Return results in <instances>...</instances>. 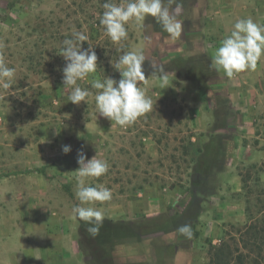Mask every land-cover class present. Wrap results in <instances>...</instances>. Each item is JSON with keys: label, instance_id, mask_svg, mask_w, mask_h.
Segmentation results:
<instances>
[{"label": "rangeland", "instance_id": "obj_1", "mask_svg": "<svg viewBox=\"0 0 264 264\" xmlns=\"http://www.w3.org/2000/svg\"><path fill=\"white\" fill-rule=\"evenodd\" d=\"M188 1L165 0L181 21L183 31V17H192ZM105 2L0 0V60L16 70L12 86H0V190L7 188L16 194L17 189H43L47 183L54 194L59 190L61 203L77 204V152L83 150L88 159L97 155L108 162L109 170L99 178H88L86 183L112 191L104 218H155L148 233L127 240L158 242L156 251L165 253L169 264H205L210 244H219L231 225H243L247 200L255 205L264 190V174L252 168L264 164V153L262 158L250 154L262 146L254 145V138L250 143L242 137L244 133L236 130L238 118L234 117L229 121L234 123L232 129L227 130L234 139L224 140V168L213 169L209 176L198 171L195 162L211 163V151L219 147L217 135L226 133L216 128L215 92L211 90L218 88V71L204 78L211 88L194 83L196 88L189 92L183 82H175L173 72L166 70V59L176 54L192 58L209 54L185 47L183 33L171 39L150 16L140 26L130 22L127 39L114 43L100 24ZM9 3H15L11 10ZM177 4L181 5L179 10ZM74 31L87 35L82 48L91 45L98 57L97 72L78 82L91 92L87 104L80 105L68 100L71 89L63 88L62 83L66 64L60 55L62 42L72 38ZM130 50L145 56L146 79L138 86L151 97L153 108L122 127L99 115L95 107L97 90L91 88L90 81L106 76L118 81L120 74L111 61L115 63ZM161 70L168 77L165 87L158 79ZM65 144L71 145L70 154L62 153L61 145ZM43 168L46 176L36 171ZM243 177L249 189L244 188ZM3 195L0 192V198ZM9 217L19 219L20 213L10 208ZM193 223L199 238L184 236L181 240L177 229ZM148 251L153 252V248Z\"/></svg>", "mask_w": 264, "mask_h": 264}, {"label": "crops", "instance_id": "obj_2", "mask_svg": "<svg viewBox=\"0 0 264 264\" xmlns=\"http://www.w3.org/2000/svg\"><path fill=\"white\" fill-rule=\"evenodd\" d=\"M187 3L192 17H183V24L186 23L187 27L184 31L182 29L185 47L195 53H207L211 59L220 41L232 31L237 19L252 18L264 25V0H189ZM217 71L218 88L229 99L232 113L238 118L236 130L243 132L242 137L249 142L254 138V145L258 144L259 148L262 146L255 153H250L252 157L262 158L264 57L258 62L255 71L245 70L232 78L227 77L223 70ZM172 76L176 78L174 73ZM175 82H183L189 92L196 88L195 82L178 79ZM44 186L47 188H20L16 194L7 188L0 190L4 194L0 198V264H87V257L83 255L79 244L80 220L75 217L73 208L89 205H82L80 201L77 204L61 203L59 190L55 189L54 194L53 188L49 189L47 183ZM27 196L31 197L30 201H27ZM12 200L14 204L5 205ZM92 206L102 208L105 213L109 205L97 202ZM10 208L20 213L19 219L9 217ZM157 243L146 238L120 242L114 246L113 262L169 264L168 259L165 260V253H157ZM151 247L153 252L148 251Z\"/></svg>", "mask_w": 264, "mask_h": 264}, {"label": "clouds", "instance_id": "obj_3", "mask_svg": "<svg viewBox=\"0 0 264 264\" xmlns=\"http://www.w3.org/2000/svg\"><path fill=\"white\" fill-rule=\"evenodd\" d=\"M181 7L177 4V10ZM103 14L100 24L105 34L114 43L127 39V25L134 22L140 26L146 17L155 18L162 29L173 40L178 39L182 33V23L169 7L165 0H127L126 3H114L107 0L103 4ZM88 37L82 31H74L72 38L63 40L61 54L66 62L63 68V88L71 89L68 100L80 105L87 104V98L91 95L88 89L79 86L78 82L88 78L97 72L98 57L95 48H82L83 42ZM264 57V25L255 22L252 18L237 19L229 35L220 41V46L212 56V67L223 70L229 78L245 70L255 71L258 62ZM145 56L135 50L126 51L121 55L113 68L119 72L117 81L111 77L92 79L91 88L97 90L95 94V107L99 115L107 118L115 125L126 127L137 121L141 116L151 111L153 100L146 91L138 86L139 81L146 79L143 70ZM158 77L160 86L167 85V74L161 70ZM16 75L14 68L8 67L0 60V86L9 89ZM63 154H70L71 145H61ZM79 165L77 174L76 197L82 205L73 208L75 217L87 225V232L93 238L98 236L103 226L104 211L92 205L97 202L103 204L112 199V191L103 186H91L86 183L88 178H99L109 170L106 160L94 156L88 159L83 150L77 152ZM177 231L191 239L193 230L191 225H181Z\"/></svg>", "mask_w": 264, "mask_h": 264}, {"label": "trees", "instance_id": "obj_4", "mask_svg": "<svg viewBox=\"0 0 264 264\" xmlns=\"http://www.w3.org/2000/svg\"><path fill=\"white\" fill-rule=\"evenodd\" d=\"M15 7V3H9L8 9ZM167 60V71L173 72L178 80H186L197 83L201 88H211L208 81L215 74L212 67V59L206 54L197 57H184L182 54L170 56ZM182 78V79H181ZM215 92L216 102V128L225 130L226 133L217 135L220 139L218 149H213L211 163L195 162L196 169L201 173L211 175L213 169L222 170L225 166L223 156L226 154L224 140H233V135H227V130L232 129L230 120L234 119L232 105L228 98L223 97L219 88H211ZM109 122V120H108ZM256 168L259 173L264 174V164ZM46 176L45 169L36 170ZM259 181V178H258ZM244 188L247 187V178L243 177ZM66 191L70 189L66 186ZM264 190L258 194L255 205H251L247 200L245 208L246 222L241 226H230V230L219 244H210L208 260L205 264H264ZM156 221L155 218H142L139 220H112L104 218L103 226L96 237H92L87 232V225L80 220L79 244L87 264H114L112 252L114 246L124 240L134 238L138 234H146L150 231L149 225ZM193 230L192 239H197L200 232L195 223L191 225ZM147 229V230H146ZM183 235H179L182 240Z\"/></svg>", "mask_w": 264, "mask_h": 264}]
</instances>
